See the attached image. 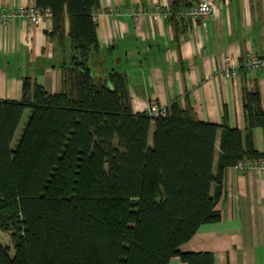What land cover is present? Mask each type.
<instances>
[{
  "label": "trees",
  "instance_id": "obj_1",
  "mask_svg": "<svg viewBox=\"0 0 264 264\" xmlns=\"http://www.w3.org/2000/svg\"><path fill=\"white\" fill-rule=\"evenodd\" d=\"M36 6L51 10L50 37L60 46L68 18L72 57L62 65L59 93L27 78L22 102L0 101V228L11 232L15 250L12 257L0 239V264H171L176 257L215 264L210 253L180 248L221 220L225 171L264 162L253 140L255 128L264 134L260 94L246 98V138L226 124L200 121L178 102L166 117L135 113L126 77L112 72L103 81L91 67L100 0Z\"/></svg>",
  "mask_w": 264,
  "mask_h": 264
},
{
  "label": "crops",
  "instance_id": "obj_2",
  "mask_svg": "<svg viewBox=\"0 0 264 264\" xmlns=\"http://www.w3.org/2000/svg\"><path fill=\"white\" fill-rule=\"evenodd\" d=\"M201 1L100 0L99 51L93 53L91 67L103 81L112 72L126 77L135 113L148 112L155 102L165 108L178 102L184 110L193 108L200 121L226 124L246 138V98L259 93L264 105V72H242L229 79L222 67L228 54L240 60L247 54H264V0H209L215 12L199 25L151 16L135 21L127 12L131 7L180 4L183 8ZM0 5L15 9L36 5V0H0ZM110 9L123 13L110 15ZM65 27V45L60 46L50 37L52 19L34 28L24 20L0 23V101L22 102L27 78L51 94L62 90V65L72 57L68 18ZM29 115L27 110L15 138L22 136ZM221 135L216 141V161ZM253 140L263 153L261 128L253 130ZM217 210L221 220L202 226L180 252L210 253L215 264H264V174L227 169ZM171 264L185 263L176 257Z\"/></svg>",
  "mask_w": 264,
  "mask_h": 264
},
{
  "label": "built area",
  "instance_id": "obj_3",
  "mask_svg": "<svg viewBox=\"0 0 264 264\" xmlns=\"http://www.w3.org/2000/svg\"><path fill=\"white\" fill-rule=\"evenodd\" d=\"M127 12L135 21H139L146 16H151L155 18L163 17L166 21H173L174 19V22L179 24L199 25L214 14L215 6L209 0H204L180 11H175L173 8L164 6H156L131 7ZM108 13L110 15H120L123 11L122 9H110ZM97 15L96 12V23ZM47 19H52V12L50 9L40 8L36 5L13 9L0 5V23L3 25L15 23L18 20H24L31 28H34L40 27ZM242 72H264V54L262 56L247 54L241 60L229 54L224 57L222 73L225 77L235 79ZM147 113L151 118L157 119L159 117H166L167 110L165 107H161L155 102L151 104ZM235 168L239 171L258 170L264 174V162L258 164L241 162Z\"/></svg>",
  "mask_w": 264,
  "mask_h": 264
},
{
  "label": "rangeland",
  "instance_id": "obj_4",
  "mask_svg": "<svg viewBox=\"0 0 264 264\" xmlns=\"http://www.w3.org/2000/svg\"><path fill=\"white\" fill-rule=\"evenodd\" d=\"M20 136L21 134L17 135L14 143H13V147L15 148L16 145L18 144V142L20 141ZM258 171V170H257ZM242 172H246V171H242ZM0 239L3 243V245L8 246L11 248V256L13 257L15 255V250L13 248V242H12V238H11V232L10 231H5L0 229Z\"/></svg>",
  "mask_w": 264,
  "mask_h": 264
}]
</instances>
